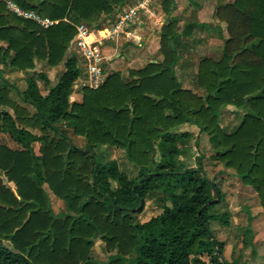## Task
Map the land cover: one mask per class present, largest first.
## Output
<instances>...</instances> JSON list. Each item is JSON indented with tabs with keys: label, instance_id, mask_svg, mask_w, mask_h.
<instances>
[{
	"label": "trees",
	"instance_id": "trees-1",
	"mask_svg": "<svg viewBox=\"0 0 264 264\" xmlns=\"http://www.w3.org/2000/svg\"><path fill=\"white\" fill-rule=\"evenodd\" d=\"M6 1L57 24L44 29L10 12ZM127 2L0 0V134L16 146L0 143V264H100L91 255L97 238L109 254L104 264H219L201 256H222L210 229L219 220L211 212L213 188L222 197L200 167L181 162L192 138L179 132L183 126L207 136L214 161L254 191L264 214V0L216 7L227 38L219 58L198 61V92L183 88L174 72L180 40L191 37L195 24L178 33L169 17L173 0H160L169 17L160 27L161 60L128 70L126 78L112 72L98 89L82 88L80 102H70L82 72L80 56L67 55L76 26L114 24ZM37 64L63 70L54 83L34 73L22 90L5 78ZM38 81L48 86L45 95ZM228 107L243 112L233 130L221 124ZM67 131L83 138L84 147ZM102 147L123 150L137 176L103 160ZM48 192L64 203V214H54ZM156 194L161 213L136 222Z\"/></svg>",
	"mask_w": 264,
	"mask_h": 264
},
{
	"label": "rangeland",
	"instance_id": "rangeland-1",
	"mask_svg": "<svg viewBox=\"0 0 264 264\" xmlns=\"http://www.w3.org/2000/svg\"><path fill=\"white\" fill-rule=\"evenodd\" d=\"M142 1L128 0L116 16ZM231 1L173 0V10L169 17L171 16L176 20V31L181 33L186 24H195L191 28L193 30L191 37L181 39L180 45L177 47V50H180L181 57H179L174 72L183 88L198 92L194 85L198 61L204 57L216 59L220 57L227 34L225 24L219 23L214 14L217 6ZM147 9L150 13L142 10L138 11L136 18L133 20L134 25H128L130 32L141 37L143 45L134 47L130 42H125L122 38L123 34L116 35L115 37L119 36L116 38V44H114V41H109V46L114 44L112 48L116 51H111V64L113 61L125 57L128 51H131L132 59H134L133 65H130L133 67L132 69L142 68L147 63L160 61L158 38L152 35L159 33L160 27L167 22L169 17L165 16L161 10L160 0H149ZM111 25L113 24L107 20L103 23L104 27L111 28ZM150 39H152L151 42H149ZM70 53H75L73 46L68 50L67 55ZM117 53L119 55L114 57L113 55ZM158 56L159 59L156 58ZM125 59L116 63L115 68L112 70H108L109 66L104 63V75L110 72L129 70L131 67H127ZM79 60L81 61V58ZM81 69L85 71L83 64H81ZM62 70V65L52 70L36 65L34 71L16 74L5 72L4 75L10 83L13 82L18 89L22 90L25 87L26 77L42 71L50 82L54 83ZM123 77L126 78L127 73H124ZM0 86H3L1 80ZM38 87L42 95L47 93L48 86H44L41 81H38ZM78 88L81 89L79 86ZM12 98L18 100L15 96ZM242 115V111H235L232 107H228L223 113L221 124L233 130L241 121ZM179 130H181L180 132L187 131L192 134L188 144L183 147L184 153L180 157L181 162L186 168L200 167L204 176L217 186L222 197V201L220 202L219 197V201L211 209L212 213L218 214L219 220L210 222L212 234L222 244V256L218 257L214 252H211L206 256H201V259L208 262L210 258L216 257L219 264L222 262L226 264H264V214L259 206L256 194L250 187L243 185L231 170L225 169L222 164L214 161V152L208 143L207 136L199 132L197 127L183 126ZM67 134L74 145L80 148L84 147L83 138L73 136L71 131H67ZM0 143L11 149L16 148L14 142L7 135L0 134ZM33 149L38 154L39 144H34ZM101 154L105 161L115 160L119 170L129 177L134 178L137 176V169L127 162L123 150L102 147ZM48 194L54 214H64L66 211L64 203L50 192ZM161 197V194H156L152 199L147 200L142 212L134 215L135 221L143 223L160 214L162 211L160 205L163 203ZM249 217L251 221L248 220ZM91 255L100 264H104L108 260L109 254L104 251V245L99 238L94 242Z\"/></svg>",
	"mask_w": 264,
	"mask_h": 264
},
{
	"label": "built area",
	"instance_id": "built-area-1",
	"mask_svg": "<svg viewBox=\"0 0 264 264\" xmlns=\"http://www.w3.org/2000/svg\"><path fill=\"white\" fill-rule=\"evenodd\" d=\"M148 3L149 0H143L136 6L123 11L117 16V20L108 31L107 36L102 37V39L111 38L121 33L128 35V25L137 16L138 11H146ZM6 8L16 16L25 20H31L44 29L57 24V21L42 17L32 11L22 10L12 1H6ZM95 34L96 30L91 25L82 23L76 26V34L72 41V46L74 51L80 56L81 64L85 68V71L84 69L82 70L83 72H81L76 81L77 86L81 89H98L105 79L102 68L105 59L102 51L103 40L95 39Z\"/></svg>",
	"mask_w": 264,
	"mask_h": 264
},
{
	"label": "crops",
	"instance_id": "crops-1",
	"mask_svg": "<svg viewBox=\"0 0 264 264\" xmlns=\"http://www.w3.org/2000/svg\"><path fill=\"white\" fill-rule=\"evenodd\" d=\"M146 12H149L150 13V11L146 8ZM145 12V13H146ZM152 14V13H151ZM136 18V17H135ZM134 20V19H133ZM131 25H134V22L132 21L131 23H130ZM129 24V25H130ZM113 25H111V27H112ZM111 28H108V27H102V29H100V30H96V34L94 35V38L95 39H97V40H99V39H102V37H106L107 36V33H108V31L110 30ZM213 29V28H212ZM135 31V30H134ZM127 34L128 35H125L124 33H121V34H123V36H122V38L125 40V42H130L131 43V45L132 46H134V47H140L141 45H143V40L141 39V37L139 36V35H137V34H135V33H133V32H130V30L127 28ZM106 35V36H105ZM152 36H154L155 38L157 37L158 38V47H159V37H160V31H159V33L157 34V35H152ZM119 36H117V37H111V38H107V39H102L103 40V44H102V51H103V55H104V63L105 64H107L108 66H109V69L108 70H112V69H114L115 67V64L116 63H118L119 61H123L125 58V61H126V65H127V67H131L130 69H132L133 67L132 66H130V65H133V60L134 59H132L133 57H132V54H131V51L129 52H127V55H125V57H122L120 60H116L115 62L113 61L112 62V64H111V61L112 60H110L111 59V56H112V53H111V51H115V49H113L112 48V46L114 45V44H116V42H117V40H116V38H118ZM153 38V37H152ZM109 41H114L115 43L113 44V45H110L109 46ZM152 41V39H150L149 40V42H151ZM144 42H145V40H144ZM113 43V42H112ZM145 45V44H144ZM134 47H132V48H134ZM133 51V50H132ZM116 52V51H115ZM179 54H180V50H179ZM119 54L117 53V54H114L113 56L114 57H117ZM144 56H146L145 54H144ZM180 57H181V54H180ZM157 59H159V56L158 57H156ZM160 60H161V56H160ZM155 61H157V60H155ZM159 61V60H158ZM104 63H103V65H104ZM136 63V62H135ZM103 65H102V68H103ZM37 66H39L38 64H37ZM143 68V67H142ZM117 69V68H116ZM129 69V70H130ZM138 69H141V68H138ZM137 70V69H136ZM103 72H104V70H103ZM115 72H119L120 74H121V76H123L124 75V73H127L128 72V70H125V72L124 71H122V72H120V71H115ZM111 73V72H110ZM110 73H108V74H110ZM108 74H106V75H108ZM105 75V76H106ZM6 77V76H5ZM81 98H82V93H81V89H79L78 88V86H77V84H75V86H74V90H73V92H72V94H71V96H70V102H80V100H81ZM181 130H179V132H180Z\"/></svg>",
	"mask_w": 264,
	"mask_h": 264
},
{
	"label": "water",
	"instance_id": "water-1",
	"mask_svg": "<svg viewBox=\"0 0 264 264\" xmlns=\"http://www.w3.org/2000/svg\"><path fill=\"white\" fill-rule=\"evenodd\" d=\"M213 191H214V194L216 196L215 202H218L219 201V194L217 193L215 188H213ZM212 244H214V241H212Z\"/></svg>",
	"mask_w": 264,
	"mask_h": 264
}]
</instances>
